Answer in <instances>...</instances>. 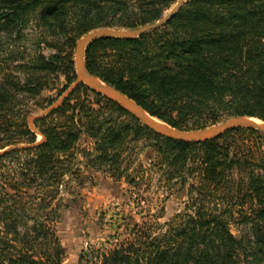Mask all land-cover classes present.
<instances>
[{"label": "trees", "instance_id": "obj_1", "mask_svg": "<svg viewBox=\"0 0 264 264\" xmlns=\"http://www.w3.org/2000/svg\"><path fill=\"white\" fill-rule=\"evenodd\" d=\"M175 3L0 0V264H62L56 224L73 200L64 201L61 185L79 176L80 166L132 189L151 169L191 204L163 224L144 217L116 246L81 251L75 264H264V161L236 145L245 136L261 144L257 131L234 129L199 144L169 140L80 85L34 121L42 137L34 145L25 101L50 88V79L75 80L76 41L98 28L151 24ZM32 23L40 52L22 62L10 56L20 61L11 68L3 53ZM42 48L55 54L48 59ZM84 61L88 73L173 129L237 116L264 122V0H186L164 26L139 38L92 41ZM132 142L146 143L149 163L130 171ZM18 145L25 147L7 150ZM212 193L220 202L211 207L205 200Z\"/></svg>", "mask_w": 264, "mask_h": 264}, {"label": "rangeland", "instance_id": "obj_2", "mask_svg": "<svg viewBox=\"0 0 264 264\" xmlns=\"http://www.w3.org/2000/svg\"><path fill=\"white\" fill-rule=\"evenodd\" d=\"M169 10L164 11L163 16ZM23 33L24 38L20 42L8 45L10 49L4 51L3 58L17 56L22 62L24 59L28 61L29 56L37 54L38 47L34 43L38 39L39 31L34 28V23ZM42 53L48 59L55 54L53 50L44 48ZM19 62L12 63L9 59L8 63L12 68ZM12 74L18 76L20 81L25 79V75L17 70L12 69ZM48 84L50 88L43 90L34 100L25 101L27 106L25 110L28 112L27 123L35 135V143H40L42 137L39 129L34 125L33 117L39 116L49 106L60 100L72 83L67 84L64 77H60L59 80L50 79ZM93 94L88 93V99L92 104L90 106L97 109L98 107L93 104L95 98ZM143 144L146 143L135 145L132 142L128 146L126 154L132 160L130 171L137 169L139 163L145 167L148 166L149 162L146 161L145 155L146 146ZM236 145H239V149L249 158L254 160L262 158L264 161V139L259 144V141L251 136H245L238 138ZM79 168V176H71L65 183L66 186L61 185V196L64 201L73 200L71 205L61 209L60 219L56 224V235L64 249L62 264H75L81 251L84 250L113 248L127 237L133 225L140 223L144 217H152L163 224L176 214L184 212L187 204L189 206L191 204L187 196L178 195L177 186L172 191H168L164 183L160 181V176L151 169V175L149 176L148 171L143 182L137 184L139 189L136 187L132 189L123 180L115 182L101 171L95 170L90 173L81 166ZM187 184H190V181ZM205 201L210 203L211 207L220 202L215 193L210 194ZM232 233L236 234V228H232Z\"/></svg>", "mask_w": 264, "mask_h": 264}, {"label": "water", "instance_id": "obj_3", "mask_svg": "<svg viewBox=\"0 0 264 264\" xmlns=\"http://www.w3.org/2000/svg\"><path fill=\"white\" fill-rule=\"evenodd\" d=\"M185 2L186 0H177L176 3L172 6V8H170V10L164 16H162L161 19L151 24H147L135 29L98 28L84 34L76 42L74 48L73 65L75 71V80L72 82L69 89L60 98V100L49 106L39 116H34L33 119H39L58 109L77 87L83 85L90 91L95 92L103 96L104 98L113 101L119 108H121L127 114L135 118L143 127L147 128L158 136L169 140L189 144H199L218 138L225 132L234 129H250L264 135V122H259L255 121L256 119L240 116L231 117L219 123L197 130L183 131L173 129L167 126L166 124L158 121L157 119L149 116L134 101H132L126 95L121 93L119 90L115 89L114 87L108 84L103 83L98 78L88 73L84 61V54L89 43L104 37L120 39L139 38L140 36L152 30L158 29L164 24H166L178 12V10L183 6ZM36 144L38 143H35L34 145ZM23 147L25 146L18 145L9 147L7 148V150L12 148L14 149ZM3 151H1L0 153H2Z\"/></svg>", "mask_w": 264, "mask_h": 264}, {"label": "bare ground", "instance_id": "obj_4", "mask_svg": "<svg viewBox=\"0 0 264 264\" xmlns=\"http://www.w3.org/2000/svg\"><path fill=\"white\" fill-rule=\"evenodd\" d=\"M255 121H257V120H255Z\"/></svg>", "mask_w": 264, "mask_h": 264}]
</instances>
